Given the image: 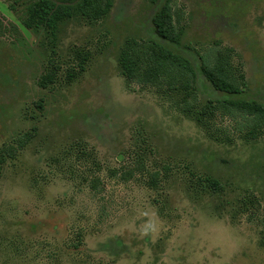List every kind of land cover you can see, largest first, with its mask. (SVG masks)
Returning <instances> with one entry per match:
<instances>
[{
    "label": "rangeland",
    "instance_id": "1",
    "mask_svg": "<svg viewBox=\"0 0 264 264\" xmlns=\"http://www.w3.org/2000/svg\"><path fill=\"white\" fill-rule=\"evenodd\" d=\"M33 1L0 0V148L31 132L0 172V264H264L262 214L239 209L247 194L264 206V130L242 139L220 115L199 125L116 63L129 39L156 40L196 71L219 49L247 80L238 97L264 103V0H172L178 43L153 30L160 1L114 0L102 20H63L53 39L25 27ZM196 86L200 100L228 97L198 71ZM82 145L100 171L69 172Z\"/></svg>",
    "mask_w": 264,
    "mask_h": 264
},
{
    "label": "trees",
    "instance_id": "2",
    "mask_svg": "<svg viewBox=\"0 0 264 264\" xmlns=\"http://www.w3.org/2000/svg\"><path fill=\"white\" fill-rule=\"evenodd\" d=\"M113 1L34 0L28 5L24 25L34 31L43 30L48 38L53 39L63 20L67 18H81L88 22L102 20L109 13ZM148 1L153 4L160 1L157 10L151 16L154 32L162 39L178 43L180 41L177 27L178 9L174 8L172 0ZM116 63L120 75L125 78L127 84L136 83L162 88L166 94L177 98L175 103L179 111L199 125L207 127L209 125L211 128L214 116L220 115L232 121L230 129L242 139H254L263 133L264 103L238 97L245 91L247 80L241 72L230 65L228 58L219 49H209L200 53L197 71L214 89L228 95L224 99L200 100L197 95L196 69L186 57L156 40H125L118 51ZM71 72H67L69 78L74 75ZM53 75L52 69L45 72L41 76L40 85L45 87L50 84ZM37 106L41 107V104L37 103ZM219 129L224 133V129L221 127ZM30 136L31 132H25L17 138L16 145L10 143L0 148V172L5 160L14 158L17 148L24 146ZM78 151L80 155L75 157L79 159L76 160L78 163L69 167V172L100 171L99 162L95 159L92 150H87L86 146L82 145L81 150ZM58 161L59 158L55 156L49 158L48 163H58ZM75 166H80V169L77 170ZM158 174L154 171L147 177L148 186L153 190H156ZM199 180L203 181L205 189L211 192L221 191L222 184L218 179L206 177ZM99 183V178L92 175L90 187L94 188ZM245 197L248 199L245 201V198H242L243 201L239 204L240 211H248L247 203L250 202L251 213L260 211L262 214L259 244L264 248V206L260 205L251 194Z\"/></svg>",
    "mask_w": 264,
    "mask_h": 264
}]
</instances>
